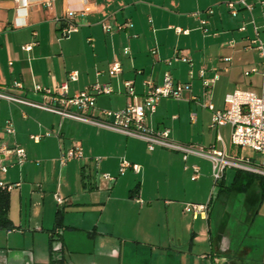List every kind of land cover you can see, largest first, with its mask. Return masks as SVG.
<instances>
[{"label":"crops","instance_id":"crops-1","mask_svg":"<svg viewBox=\"0 0 264 264\" xmlns=\"http://www.w3.org/2000/svg\"><path fill=\"white\" fill-rule=\"evenodd\" d=\"M235 1L0 0V88L49 104L50 97L34 86L51 91L75 72L69 97L107 84L112 92L96 97L95 113L118 111L128 102L125 81L141 96L144 81L160 85L169 71L191 90L181 101L160 100L146 125L167 129L177 143L213 147L254 163L243 154L249 148L231 143L229 125L210 127L212 113L203 106L209 101L224 110L235 90L260 93L264 66L248 45L255 28L264 40V0H245L251 10L238 7L233 17L227 4ZM69 12L78 30L59 39ZM30 43L31 51L22 50ZM114 63L120 71L110 75ZM201 69L206 78L218 76L206 96ZM8 123L12 134L5 132ZM32 135L42 138L35 143ZM74 144L82 157L61 165L59 157ZM3 145H18L26 160L19 165L15 155H0L7 167L0 170V183L14 185L0 188V199L7 200L0 264H264L262 177L226 169L214 186L205 158L184 159L161 147L150 151L140 139L0 99ZM121 159L139 165L140 172L127 169L119 176ZM186 204L207 209L193 214Z\"/></svg>","mask_w":264,"mask_h":264},{"label":"built area","instance_id":"built-area-1","mask_svg":"<svg viewBox=\"0 0 264 264\" xmlns=\"http://www.w3.org/2000/svg\"><path fill=\"white\" fill-rule=\"evenodd\" d=\"M14 1L17 2L18 0ZM47 5L50 4L48 3ZM238 7L246 10H251L252 8L245 0H236L235 2H229L227 4L229 14L233 17L237 15ZM73 15V12L68 13L67 20L63 23L62 28L59 29V39L66 38L71 33L78 30L77 26L71 21ZM205 24L206 21H201L202 26ZM108 29V26H103L105 32L108 31ZM177 31L180 32V29H177ZM34 45L35 43L24 45L22 46V50L29 52ZM248 48L257 51L261 64L264 66V40L258 37L256 28L255 38L250 40ZM125 52L128 53V49H125ZM153 52L154 51H152V53ZM175 59L187 61L184 57L176 56ZM224 60L230 61V58H225ZM119 71V64L114 63L109 70V74L115 75ZM260 75L261 87L259 94L235 90L226 96L227 108L224 110L214 109L209 101L205 102L203 106L212 113L210 127L229 125L231 129V143L233 145L249 148L264 157V70H262ZM76 77L77 74L75 72L69 73L66 81L60 83L51 91L39 85H35L33 91L42 92L46 96L48 95L52 102L49 104L37 103L12 95L2 88H0V99L37 108L56 114L61 118L91 124L98 128L115 131L128 137L140 139L146 143L150 151L156 147H161L181 153L184 159L189 155L205 158L211 162L214 186L222 179L226 169H235L264 177V165H256L249 159L237 160L230 158L226 156L224 152L217 151L213 147L203 148L195 145L177 143L170 139L167 129L153 130L146 125V118L155 112L160 100L171 99L181 101L184 93L191 90V85L189 83L175 82L169 71L164 73L160 85H154L151 81H144V93L141 96H138L134 92L132 81H125V95L128 99L125 108L118 111L98 110L96 113V97L101 94H110L112 92L111 88L107 84L96 83L69 97L68 82L76 80ZM199 77L202 81L204 95L206 96L218 76L214 75L211 78H206L205 71L201 69L199 71ZM13 86L15 88L21 87L19 83H14ZM57 103L59 105H57ZM5 132L8 134L14 132L11 124L8 123ZM49 135V133L45 134V136ZM41 138V135L30 136V139L35 143H38ZM7 154L15 155L17 157V164L19 165L23 164L26 160L24 149L18 145H3L0 148V155L4 157ZM81 157V147L78 144H74L70 149L62 153L58 160L61 165H64L72 159H79ZM98 161V158L95 159L96 163H98ZM6 169L7 167L2 164V158L0 157V170L5 171ZM127 169H131L135 173L140 172L139 165L131 164L121 159L118 175H123ZM193 171L194 175L192 176V180H195L198 177V167L193 166ZM96 177L111 183L116 180L115 176L107 173H98ZM13 186L14 185L0 183V188L4 190H10ZM55 199L59 205L64 202V199L57 195H55ZM138 201L141 202L140 200ZM206 209L207 206L196 204H186L184 208L186 212H192L193 214H204ZM54 234H60V229H55Z\"/></svg>","mask_w":264,"mask_h":264},{"label":"trees","instance_id":"trees-1","mask_svg":"<svg viewBox=\"0 0 264 264\" xmlns=\"http://www.w3.org/2000/svg\"><path fill=\"white\" fill-rule=\"evenodd\" d=\"M243 171H237V173H241ZM243 173H246V174H249V175H254V174H251V173H247V172H243ZM255 176H258V175H255ZM261 177V176H259ZM264 178V177H262ZM218 184V183H217ZM6 210H7V200H6V197L5 196H2L1 199H0V219L2 222H5V214H6ZM59 264H61V259L58 260Z\"/></svg>","mask_w":264,"mask_h":264},{"label":"rangeland","instance_id":"rangeland-1","mask_svg":"<svg viewBox=\"0 0 264 264\" xmlns=\"http://www.w3.org/2000/svg\"><path fill=\"white\" fill-rule=\"evenodd\" d=\"M243 154L246 157H251L252 161L254 162V164L256 165H261L264 164V157H262L260 154L255 153L249 149H243ZM212 181L214 182L213 176H212Z\"/></svg>","mask_w":264,"mask_h":264}]
</instances>
